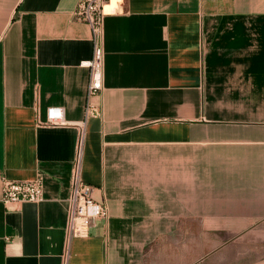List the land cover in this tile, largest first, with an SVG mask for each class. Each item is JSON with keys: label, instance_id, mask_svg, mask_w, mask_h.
I'll return each instance as SVG.
<instances>
[{"label": "crops", "instance_id": "0c3cea01", "mask_svg": "<svg viewBox=\"0 0 264 264\" xmlns=\"http://www.w3.org/2000/svg\"><path fill=\"white\" fill-rule=\"evenodd\" d=\"M78 2L0 0V264H62L80 142L108 217L69 264H264V0H109L86 122ZM2 177L43 199L4 203Z\"/></svg>", "mask_w": 264, "mask_h": 264}, {"label": "built area", "instance_id": "2783aa9c", "mask_svg": "<svg viewBox=\"0 0 264 264\" xmlns=\"http://www.w3.org/2000/svg\"><path fill=\"white\" fill-rule=\"evenodd\" d=\"M108 2L109 0H79L74 11V15L79 21L90 26L93 41L92 57L84 62L85 66L89 68L85 122L92 116H100L102 114L101 108L92 104L91 99L100 95L104 88V6ZM42 123L47 125L65 124L63 108L60 106L48 107L46 121ZM82 145L83 142H80L72 167L66 223L67 246L62 254V264H69L71 240L75 237L90 235L94 224L108 217L107 204L94 198L93 191L95 187L83 179ZM42 199V177L26 181H15L2 177V201L4 203L38 202Z\"/></svg>", "mask_w": 264, "mask_h": 264}]
</instances>
